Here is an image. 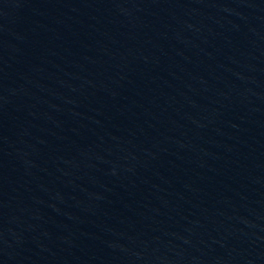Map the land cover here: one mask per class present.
Instances as JSON below:
<instances>
[{
    "label": "water",
    "instance_id": "obj_1",
    "mask_svg": "<svg viewBox=\"0 0 264 264\" xmlns=\"http://www.w3.org/2000/svg\"><path fill=\"white\" fill-rule=\"evenodd\" d=\"M0 264H264V0H0Z\"/></svg>",
    "mask_w": 264,
    "mask_h": 264
}]
</instances>
